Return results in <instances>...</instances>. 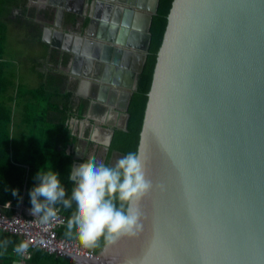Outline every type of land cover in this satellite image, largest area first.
I'll return each mask as SVG.
<instances>
[{
  "label": "water",
  "instance_id": "water-1",
  "mask_svg": "<svg viewBox=\"0 0 264 264\" xmlns=\"http://www.w3.org/2000/svg\"><path fill=\"white\" fill-rule=\"evenodd\" d=\"M64 1L77 17L55 8L53 19L81 27L66 52L72 73L99 89L92 101L137 91L161 0L150 9L145 0ZM138 152L152 182L139 202L142 230L67 259L264 264V0H174ZM73 158L78 166L84 157Z\"/></svg>",
  "mask_w": 264,
  "mask_h": 264
},
{
  "label": "trees",
  "instance_id": "trees-1",
  "mask_svg": "<svg viewBox=\"0 0 264 264\" xmlns=\"http://www.w3.org/2000/svg\"><path fill=\"white\" fill-rule=\"evenodd\" d=\"M173 2L174 0L160 1L158 14L154 17L152 26L153 37L149 57L144 71L140 74L138 89L129 107L128 129L116 131L107 158L103 162L106 165H114L112 160L116 153L123 157L129 152L139 151L158 52L164 40L168 15ZM4 49L5 27L0 23V211L12 216L20 205L29 209L32 208L30 191L37 184L35 177L39 171L53 170L57 172L62 186L66 190V198H70L75 185L68 179V176L73 167L74 158L73 154L68 153V148L74 144L75 137L66 121L74 115V111L73 107L69 105L72 102L73 95L71 93L64 95L57 92L50 93L42 86L35 91L24 90L23 92L19 89L15 96L10 94V101L18 99L19 101L22 99L26 101L22 110L17 109L16 111L23 118V122L16 125L18 128L25 127V130L30 132L24 138H12L10 127L15 113L12 107H8L4 103V96L7 92V82L3 71L4 64L1 61ZM11 83L14 85V81L11 80ZM3 85L5 88L1 89ZM57 96H62L66 100V104L62 107L54 100ZM33 107L37 109L35 114L30 112ZM53 114L63 116L60 121L62 132L56 128L51 131L44 129V125L49 124L53 118L56 119V115ZM81 114L79 117L82 116ZM14 190L17 192L16 196L12 195ZM7 203L11 204L9 208H6ZM56 208L60 209L66 218V224L58 230V235L80 243L75 231L70 234L67 229V221L75 211V204L73 203L70 208H64L62 204H58ZM4 241L8 243L6 250L0 247V258L10 260L8 264H12V259H15L14 255L16 254L14 247L21 240L16 235L0 231V244ZM106 244L101 238L98 246L91 249L97 254H101ZM30 257L27 259L29 264H75L66 257L52 255L39 249L31 250Z\"/></svg>",
  "mask_w": 264,
  "mask_h": 264
},
{
  "label": "crops",
  "instance_id": "crops-1",
  "mask_svg": "<svg viewBox=\"0 0 264 264\" xmlns=\"http://www.w3.org/2000/svg\"><path fill=\"white\" fill-rule=\"evenodd\" d=\"M153 2V0H145L143 4L150 9ZM68 3L64 0H0V23L5 27V49L1 59L4 64L3 71L7 82V92L4 96V103L8 107H12L15 113L10 127L11 136L14 139L24 138L28 136L30 132L25 130V127L18 128L16 125L17 123L21 124L23 122V118H21L16 111L17 109L22 110L23 104L26 101L24 99H22V101H19V99L10 101V94L15 96L18 90L21 89L18 80L20 73L19 71L16 73L17 71L14 68L16 60L10 55V53H12V44H15L13 48L20 49L26 53L24 59H30L33 63L32 66H36L37 74H34L36 80L33 82L35 84H33L32 87H28L27 91H35L38 87H34V85H40L50 93L57 92L62 95L71 93L73 95L71 99L72 102L69 103V105L73 107L74 115L66 121V123L75 137V141L74 144L68 148V153L72 151L73 154L76 153L79 156H87L92 151L93 153L99 151L104 156V152H106L107 149L102 145L89 141L88 137L93 127H98L102 135L113 134L112 129L108 122L98 124L95 119L90 118L89 114H91V116H97L89 111L87 107L88 102H86V100H90L87 93L91 90V83H83L86 78L72 73L71 55L66 52L75 45L74 39L77 37L76 35L81 34L80 27H73V25L65 22L57 23L53 19L55 10H57L55 8H58L57 11H59L60 8L65 12V19L75 17L70 12L74 11L76 7L72 2ZM68 10H70V12ZM100 16L103 17V13ZM99 21H101V19H99ZM59 28L60 32L58 33L56 31ZM62 31H66L67 34L62 35ZM13 33H16V39L13 38ZM71 36L73 38H71ZM11 59H13L12 62ZM82 71L84 72V70ZM11 80L14 81V85L11 83ZM76 81L78 84H84L86 89L84 91L86 95L81 92V95H78L80 97L79 102H75V97L77 95V89H75ZM3 88H5L4 85L1 89ZM118 88L120 89L121 87ZM126 89L132 90L130 87ZM54 100L56 103H59L61 107L66 104L65 98L62 96H57ZM19 104L20 107H18ZM85 104L86 107H84ZM106 105L110 106L112 109L116 108L113 104ZM122 111L124 112L125 109L122 108ZM80 114L82 115L81 117H79ZM53 115H56V119L53 118L49 124L44 125V129L46 131H51L53 128H56V130L62 132L60 121L63 116L58 114ZM120 117L121 113L119 111L115 114L114 120L118 121L121 119ZM81 124H83V137L79 134ZM79 139L86 142H80L78 146L76 142L79 141ZM91 148L93 149L90 150ZM17 209L16 212H21L24 216H34L31 214V209L24 205H20ZM14 256L15 259H12V264L15 261L27 262V258L23 256L17 254ZM9 261L6 260V258H0V264H8Z\"/></svg>",
  "mask_w": 264,
  "mask_h": 264
},
{
  "label": "clouds",
  "instance_id": "clouds-1",
  "mask_svg": "<svg viewBox=\"0 0 264 264\" xmlns=\"http://www.w3.org/2000/svg\"><path fill=\"white\" fill-rule=\"evenodd\" d=\"M89 116L98 124L115 118L110 109L101 116ZM79 134L83 137V124ZM88 139L107 149L112 137L93 127ZM35 179L37 184L30 191L31 214L47 224L57 217L56 205L70 208L74 203L75 211L67 221V229L70 234L75 231L85 248L98 246L101 238L112 244L123 235H136L143 228L139 202L151 190L152 182L146 175L145 159L138 151L127 153L110 166L95 157L73 166L68 176L75 185L70 198H66L57 172L39 171ZM12 195L16 196L17 192L14 190ZM7 243L4 241L0 247L6 250ZM30 244L31 241H21L14 252L24 256Z\"/></svg>",
  "mask_w": 264,
  "mask_h": 264
},
{
  "label": "built area",
  "instance_id": "built-area-1",
  "mask_svg": "<svg viewBox=\"0 0 264 264\" xmlns=\"http://www.w3.org/2000/svg\"><path fill=\"white\" fill-rule=\"evenodd\" d=\"M10 205L7 203L6 208ZM57 210V217L47 224L42 223L39 216L28 217L21 212L8 216L0 211V231L16 235L21 241H31L24 258L30 255L31 250L37 249L59 257H65L68 252L90 249L58 235V230L66 224V218L60 209Z\"/></svg>",
  "mask_w": 264,
  "mask_h": 264
},
{
  "label": "flooded vegetation",
  "instance_id": "flooded-vegetation-1",
  "mask_svg": "<svg viewBox=\"0 0 264 264\" xmlns=\"http://www.w3.org/2000/svg\"><path fill=\"white\" fill-rule=\"evenodd\" d=\"M123 1H126V0H123ZM88 9H89L88 10V14L90 15L92 13V11H93V5H90L88 7ZM86 10H87V8H86ZM75 17H77V16H75ZM124 80L125 79H123L122 82H124ZM75 84H76V88L75 89H77V93H76L77 95L75 97V102H79V98H80L79 96L81 95L80 92L84 93V91L86 89L84 87L85 86L84 84H80V83L78 84L77 81L75 82ZM99 93H100V91H99L98 88L91 87V90L89 91V93H87V95L90 98L89 101L86 100V102H88L87 107L89 108V111L91 113H93V114H95L97 116L103 115L109 109L114 113V116H115V114L117 112L120 111V113H121V117L120 118L121 119H119L118 121L114 120V119L111 120V121H108V123L110 125V128L112 129L113 139H114V136H115V133H116L117 130H120V129L125 130V128L128 127L127 126L128 125L127 122L129 121V113H128V111H129V107L131 105V102L133 100V97H134V94L136 93V91L133 92L132 90H129V89L121 87L120 89L115 90V91L111 92L110 94L107 93L106 101L109 102V104L115 105L116 106L115 109L110 108V106H107L105 103L93 102L92 99L94 97H96ZM84 94L86 95V93H84ZM122 108L123 109H128V111L125 110L123 112ZM112 143H113V140H112ZM92 149L93 148H91L90 150H92ZM109 150H106V152H104V156L101 153L97 154V152L99 153V151H96L95 153H93V151H92L87 156H83L84 158H83V160L81 162H85L86 160H88L91 157H95V159H96L97 155L102 156V159H96L97 161L98 160H102L101 162H105L104 160H106ZM119 158H121V155L119 153H116V155L114 156V158L112 160L113 164H115V161H117Z\"/></svg>",
  "mask_w": 264,
  "mask_h": 264
},
{
  "label": "rangeland",
  "instance_id": "rangeland-1",
  "mask_svg": "<svg viewBox=\"0 0 264 264\" xmlns=\"http://www.w3.org/2000/svg\"><path fill=\"white\" fill-rule=\"evenodd\" d=\"M12 36L14 39H16V33H13ZM14 45L15 44H12V53H10V55L13 59L16 60V64L14 68L17 71L16 73H18V71L20 73L18 78L19 85L21 87V90L24 92V90H28V87H32L33 84H35L33 83L36 80L34 74H37V70H36V66H32L33 63L31 62L30 59L28 58L24 59L26 53H24L20 49L13 48ZM13 59H11V62ZM34 87L40 88L41 86L34 85ZM30 112L32 114H35L37 112V109L33 107L32 109H30ZM97 154H100V152L99 153L97 152ZM96 159H102V156L97 155ZM98 161H102V160H98Z\"/></svg>",
  "mask_w": 264,
  "mask_h": 264
}]
</instances>
